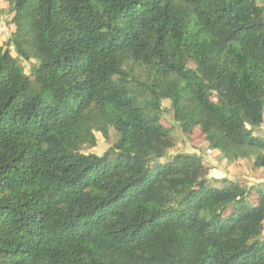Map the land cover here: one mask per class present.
<instances>
[{"label": "trees", "instance_id": "trees-1", "mask_svg": "<svg viewBox=\"0 0 264 264\" xmlns=\"http://www.w3.org/2000/svg\"><path fill=\"white\" fill-rule=\"evenodd\" d=\"M2 2L22 28L0 42V264H264V192L216 187L160 122L168 100L182 135L264 166V6Z\"/></svg>", "mask_w": 264, "mask_h": 264}, {"label": "rangeland", "instance_id": "rangeland-1", "mask_svg": "<svg viewBox=\"0 0 264 264\" xmlns=\"http://www.w3.org/2000/svg\"><path fill=\"white\" fill-rule=\"evenodd\" d=\"M1 1V0H0ZM261 0H258V3ZM1 3V2H0ZM9 20V17L3 13H1L0 9V42L4 45L6 41L8 40V37L10 36V31L14 30H21L22 25L19 24H12L9 27L6 25L7 21ZM9 49L14 52L13 46H10ZM20 63L23 65L25 69V73L28 75L29 82L31 85V88L33 90L37 89L38 84L35 79L34 75V65H36V62H25L23 60H20ZM34 63V64H33ZM162 108L165 109V112L161 115V124L164 128L169 129L176 140V146L174 149H172L169 153L170 156H173L176 153H196L203 155L204 164L208 166L209 168L213 169L211 172L214 179L217 181L214 183L216 187H222V188H228L235 185L237 180L243 177V179L246 181V186L250 190L247 200V207L251 208L253 207L257 202L258 197V191L264 192V166L256 168L254 166V160L257 159V156L259 154V151L256 149H251L246 151L248 153V158L238 159L236 161H229V160H222L220 157V154L216 150L209 149L206 147V143L203 142V140L200 138L199 132L198 134H190L191 137H185V135H182L179 128L176 126V123L172 119V115L169 111V101L164 100L162 102ZM137 133V132H136ZM255 135L263 136L264 135V122L262 123V126L257 128L254 131ZM97 138V145L93 149L84 150L86 153H94L98 156H101L110 146L113 145L114 141L116 140L115 135L113 134L110 143L105 141L100 134H95ZM138 139L139 135L137 133ZM136 137V136H135ZM137 138V137H136ZM128 139L135 143L136 140L132 136V134L129 135ZM138 146V142L134 144V148ZM242 160H245L244 163H242ZM163 163L165 161H162ZM214 164V165H213ZM236 166H239V170H237V173H234L233 171L236 168ZM210 178V176H208ZM223 178V179H220ZM248 178H254L259 181L256 183H252L248 180ZM235 207H230L228 210L225 211L223 214V219H226L229 215L236 213ZM264 237V233H263Z\"/></svg>", "mask_w": 264, "mask_h": 264}, {"label": "crops", "instance_id": "crops-1", "mask_svg": "<svg viewBox=\"0 0 264 264\" xmlns=\"http://www.w3.org/2000/svg\"><path fill=\"white\" fill-rule=\"evenodd\" d=\"M1 3H0V7H6V5L2 2V0L0 1ZM259 5H261V6H264V0H261V1H259V3H258ZM12 31V30H11ZM10 31V32H11ZM263 122H264V120H263ZM261 126H262V124H261ZM260 126V127H261ZM263 137H264V135H263ZM222 160H224V159H222ZM244 161L245 160H242V163H244ZM214 165V164H213ZM236 168L237 169H235L233 172L234 173H237L238 171L237 170H239V166H236ZM220 179H223V178H220ZM248 180L250 181V182H254V183H256L257 181H259V180H257V179H254V178H248ZM257 180V181H256ZM237 182H240L242 185H246L247 183H246V181L243 179V177L241 176V178L239 179V180H237ZM236 182V183H237ZM264 233V232H263Z\"/></svg>", "mask_w": 264, "mask_h": 264}]
</instances>
